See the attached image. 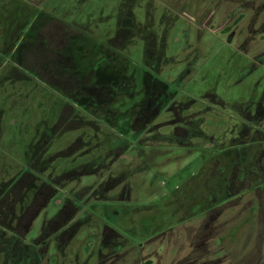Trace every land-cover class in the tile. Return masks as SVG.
<instances>
[{
    "label": "rangeland",
    "instance_id": "obj_1",
    "mask_svg": "<svg viewBox=\"0 0 264 264\" xmlns=\"http://www.w3.org/2000/svg\"><path fill=\"white\" fill-rule=\"evenodd\" d=\"M36 1L0 8V264H264V0Z\"/></svg>",
    "mask_w": 264,
    "mask_h": 264
},
{
    "label": "trees",
    "instance_id": "obj_2",
    "mask_svg": "<svg viewBox=\"0 0 264 264\" xmlns=\"http://www.w3.org/2000/svg\"><path fill=\"white\" fill-rule=\"evenodd\" d=\"M58 23H56V25H57ZM57 30H61V32H60V35H61V37H62V35H63V33H64V31L65 32H67L66 31V29H64V27H61V26H58L57 27ZM121 30L118 32V37H115V38H113L112 39V41H111V44H115L116 42H118V40H119V35L121 34ZM59 46L60 47H62V49H63V47L65 46L64 45V43H62V41L59 43ZM65 59V63L68 65V66H66V67H72L73 66V62H72V59L70 58V57H66V58H64ZM97 90V88H94V87H90V88H86V93H88V95H90V96H95L96 95V97L98 98V94H95V91ZM234 184H235V180L234 179H232V182H231V184L229 185V190H230V192H231V195L232 194H236V193H238V192H235V187H234ZM245 189V187L243 186V183H242V185H240V188H239V191H242V190H244ZM143 264H150V262L149 261H146V262H144Z\"/></svg>",
    "mask_w": 264,
    "mask_h": 264
},
{
    "label": "crops",
    "instance_id": "obj_3",
    "mask_svg": "<svg viewBox=\"0 0 264 264\" xmlns=\"http://www.w3.org/2000/svg\"><path fill=\"white\" fill-rule=\"evenodd\" d=\"M16 1V0H15ZM14 0H0V8L1 10H4V6H8L12 9V11L14 10H17L18 11V14L20 15L19 13V10L18 8L16 7H20V3L22 2L25 6H31V2L32 0H17V2H15ZM39 1H36L34 3H38ZM9 5H12V6H9ZM33 7V5L31 6ZM1 25H4V23H1Z\"/></svg>",
    "mask_w": 264,
    "mask_h": 264
}]
</instances>
